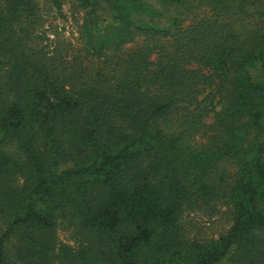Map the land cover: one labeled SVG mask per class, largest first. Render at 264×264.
Here are the masks:
<instances>
[{
  "label": "trees",
  "instance_id": "obj_1",
  "mask_svg": "<svg viewBox=\"0 0 264 264\" xmlns=\"http://www.w3.org/2000/svg\"><path fill=\"white\" fill-rule=\"evenodd\" d=\"M62 1L0 0V264H264V0H74L44 50Z\"/></svg>",
  "mask_w": 264,
  "mask_h": 264
},
{
  "label": "rangeland",
  "instance_id": "obj_2",
  "mask_svg": "<svg viewBox=\"0 0 264 264\" xmlns=\"http://www.w3.org/2000/svg\"><path fill=\"white\" fill-rule=\"evenodd\" d=\"M40 13L41 20L34 33L44 50L69 43L77 44L78 29L84 12L78 8L74 0H63L60 11L41 2ZM205 138L206 136L201 134L194 136L195 140H205ZM223 169L226 177L231 176L234 171L229 163H226ZM230 223V215L223 206L212 216L205 211H196L185 218V225L191 235L201 239L216 238L226 231ZM56 235L59 242L71 246H75L78 242V234L71 228H64L63 225L58 227Z\"/></svg>",
  "mask_w": 264,
  "mask_h": 264
}]
</instances>
